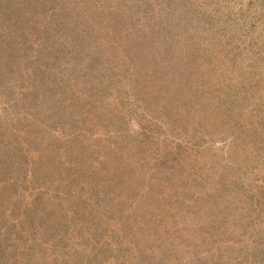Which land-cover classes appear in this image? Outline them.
I'll return each instance as SVG.
<instances>
[{"label":"rangeland","instance_id":"1","mask_svg":"<svg viewBox=\"0 0 264 264\" xmlns=\"http://www.w3.org/2000/svg\"><path fill=\"white\" fill-rule=\"evenodd\" d=\"M0 264H264V0H0Z\"/></svg>","mask_w":264,"mask_h":264}]
</instances>
